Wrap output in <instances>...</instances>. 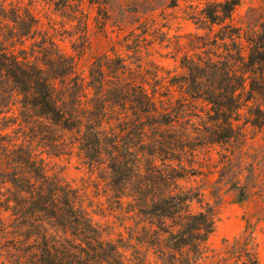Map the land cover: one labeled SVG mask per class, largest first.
I'll list each match as a JSON object with an SVG mask.
<instances>
[{"label": "rangeland", "instance_id": "1", "mask_svg": "<svg viewBox=\"0 0 264 264\" xmlns=\"http://www.w3.org/2000/svg\"><path fill=\"white\" fill-rule=\"evenodd\" d=\"M211 1L0 0V52L49 75L68 62L72 76L55 84V96H79L77 128L65 131L25 109L14 83L0 78V264H107L109 249L153 264L138 241L150 235L134 200L153 168L178 169L183 191L202 192L215 210L214 248L264 218V70L245 69L247 40L264 34V0H240L233 21L209 31L199 20ZM134 96L152 100L140 126ZM96 113L93 150L86 134ZM30 159L71 190L96 241L34 213L36 196L22 192ZM256 238L264 264V221Z\"/></svg>", "mask_w": 264, "mask_h": 264}, {"label": "trees", "instance_id": "2", "mask_svg": "<svg viewBox=\"0 0 264 264\" xmlns=\"http://www.w3.org/2000/svg\"><path fill=\"white\" fill-rule=\"evenodd\" d=\"M240 4V0H212L211 4L201 11L199 22L209 31H213L215 27L226 28L227 24L233 21ZM25 37L28 35L23 34L22 38ZM247 42L250 52L248 62L245 63L246 73H262L264 34L256 41ZM71 69L72 66L68 62L63 63L56 74L49 75L43 67L33 65L27 58H22L21 61L18 57H8L0 52V78L11 80L18 88L17 91L24 97L23 107L32 109L37 117L62 127L65 131L77 128L75 114L78 113L79 96H55L54 86L57 82L61 84L65 78L71 77ZM117 100L115 103L119 106L125 101L127 103L124 97H118ZM131 103V110L139 125L142 116L153 111L152 100L148 96H134ZM213 103L215 106H221L219 100ZM97 107L101 112L102 106ZM100 123L101 113H96L87 126L86 144L93 150L101 147L96 135L97 129L102 127ZM22 165L26 168L23 167L25 175L22 180V192L36 196L38 206L34 208V213L56 221L64 230L73 226L81 227L88 240L96 241L94 237L98 236L97 232H94L88 221L75 210V198L71 190L58 179L50 182L46 168L32 159L22 162ZM148 174L147 183L144 185L146 189L138 191L134 200L138 217L149 225L150 235L149 238L142 235L138 241L154 252L156 260L153 264H261L256 232L264 218L256 223L247 221L240 236L233 240H224L220 247L214 248L210 240L216 231L215 210L209 204L207 208L203 206L202 192L183 191L179 182L185 181L186 178L178 169L153 168L148 170ZM31 180H34L38 187L34 193L31 190ZM242 197L240 203L245 202V194ZM195 203L200 205L197 212L192 209ZM27 216V210L22 209V218L26 219ZM101 249L103 251V248ZM89 252H86L88 257ZM104 257L103 261L107 264H132L118 250L109 249ZM134 264L148 263L137 260Z\"/></svg>", "mask_w": 264, "mask_h": 264}]
</instances>
